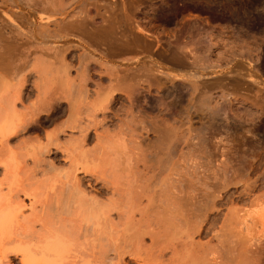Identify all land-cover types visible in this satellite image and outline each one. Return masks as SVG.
<instances>
[{
    "label": "rangeland",
    "instance_id": "rangeland-1",
    "mask_svg": "<svg viewBox=\"0 0 264 264\" xmlns=\"http://www.w3.org/2000/svg\"><path fill=\"white\" fill-rule=\"evenodd\" d=\"M74 1L79 4H73L72 7L76 8L75 12L83 11L86 8L92 9V5L95 9L97 5V10L101 14L103 11L107 14L113 11L118 14L122 10H127L126 13L131 20L129 25L131 27L133 25L130 28L133 30L132 32L135 31L134 34L138 35L140 41L137 42L135 50L123 47H120L121 50L118 47L112 50L113 46L105 45L104 47L103 43L97 45L100 46L98 49L94 45L95 43L89 46L91 42H87V38L82 39L79 35L76 37L77 39L68 37L67 39H72L71 41L56 37L48 39V43L40 45L49 47L70 45L71 49L76 50V54H80L82 51L78 45L82 40L86 41V52L93 56L88 58L89 60L86 59V62L96 66L88 73L89 80L86 83H80L78 74L81 69L78 67L79 61L75 60L76 56L75 58L68 56L64 60L70 65L67 75V78L70 79L68 80L61 76V72L58 73V62L56 63L53 58V51L52 53L50 50L47 51L49 47L45 50L46 46L42 47L43 49L38 48L42 51L39 52L37 49L32 53L35 54L33 56L30 53L27 54L29 43L26 44L27 46L25 43H21L16 52L19 55H16L15 61L18 57L19 61L16 62L19 63L21 67L19 70L22 72L19 71L17 75L10 74L13 78L8 72H3L0 69L3 72H0V78H4L0 80V87H2L0 95L9 97L6 101L3 100V97L0 100H3L2 102L9 103L11 99H14V96L18 97V95H12L14 86L17 87L16 79L22 81L25 75L33 74L29 78L28 84L27 82L25 84L28 90H31L32 87L34 89L35 84L38 87L27 96H23L26 93L25 86L21 87L22 89L18 88L23 92L21 100L15 101V109L9 108V113L11 110L15 111V116L17 114L22 120L25 121L27 118L28 121L25 125L21 123L23 129L19 128L21 131L7 142V146L5 144L3 148L0 146L1 155L8 157L10 152L11 156L9 157H16L14 158L16 161H14L18 162V164L13 163L12 172L9 171L10 174L6 173L7 175L4 174L3 168L0 166L1 207L12 208L16 211L15 205L25 206L24 209H21L22 214L17 222H13L6 232H0V243L4 245L1 250L12 246L11 242L29 244L31 247L33 246L34 250H42L41 246H44L42 242L45 238L42 235H48L49 233L45 231L49 229L52 230L50 233L58 234L57 236H62L63 239L62 245L58 248L57 264H143L146 257V264H148L147 262L155 264L152 259L160 254L161 257H157L159 264H194V260L190 258L199 259V256H204L203 260L207 259L206 263L208 262V264H244L245 262V264H264V235L261 234L262 231L264 233V220L250 228L252 238H256L252 240L251 245L249 242L252 241L247 242L248 244L240 242L238 237L241 236L236 233L239 230L236 225L238 223L236 222L238 220L237 213L250 210L251 207L248 206L254 204L252 203L254 200L258 201L256 205L261 201V204L264 203V193L262 195L264 192V0H79L83 1L81 3L78 0ZM74 1L61 0L56 3L63 6L65 4V8ZM122 6H125L126 9H122ZM112 8H114L113 11ZM109 9H111L110 12ZM5 10L7 9L0 4V21L2 19L7 21L2 17V11ZM28 15L32 17V14ZM96 23H100L99 17L96 19ZM135 26L142 27L144 34L139 35ZM50 28L54 29L53 26ZM79 38L82 40L80 41ZM175 41L184 46H189V44L192 48L195 46L196 55L201 59L205 57L204 60L207 59V63L209 59V63L216 61L213 65L211 63L212 66L206 70L207 72L212 70L211 67L213 68L214 65L217 66L216 70H221L217 73V79L210 76L211 78L206 81L209 84L221 79L222 84L218 86L224 87L217 86L218 88H216L215 86V92L212 88V93L209 91L210 96L207 94L210 99L207 96L206 100L202 98L204 101H201L200 98L195 99V104L200 101L201 103L196 105L198 112L193 114L194 116L186 114L187 108H190L188 99L191 98L187 92L188 85L183 89L181 87L185 97L183 96L180 106L176 104L179 110L175 107V111L179 112L176 111L173 115L174 112L169 114L159 103L173 101L176 92L170 89L160 90L156 85L150 86L148 81H146L147 84L141 82L146 78V72L143 73L144 66L146 70H153L154 67H150L154 65L161 66L163 72H172L169 70V63L166 64L163 57L168 55V46L170 48L171 45L178 44ZM138 44H148L149 47L143 50L144 47L138 46ZM31 46L29 45V47ZM108 50H112V52ZM226 51L227 54H225ZM230 51H233L234 55L232 61H230L231 54H228L231 53ZM238 53L242 55L239 56ZM223 55L226 56L229 63L223 59ZM217 57L220 58L219 61ZM82 58L84 59V57ZM221 58L223 61H220ZM22 60H24V64H22ZM218 62H221L222 66L220 63L217 65ZM48 63L51 65L49 66ZM37 66L40 67V70ZM54 68H57L56 72H54ZM136 72L139 74L137 75ZM50 73L56 74L50 76ZM131 74L135 77L144 76L136 79ZM213 76L215 77L216 74ZM131 77L132 80H130ZM52 79H58L59 82ZM70 80L71 82H69ZM134 80L139 81L133 82ZM12 83L15 85L6 86ZM4 86L6 89L3 88ZM123 86L126 88L123 89ZM67 89L68 92L71 90L70 94L67 92L68 95L65 94ZM125 89L127 90L125 91ZM84 90L86 91L83 92ZM128 90L130 91L128 92ZM37 92L41 96L36 94ZM126 92L130 95H125ZM42 93L45 94L42 95ZM60 93L62 94L60 95ZM57 94L59 95L54 98L58 99L60 96L66 95L71 103L68 100L59 99L60 101L57 100L55 106L49 112L44 113V116L42 113L34 118L31 105L35 106L36 101L40 98V101L45 103ZM109 94H116L114 101L103 102L109 97ZM44 95L46 99H49H42ZM49 95L51 96L49 97ZM69 95L73 97L72 100ZM97 99L102 107L96 105L98 104ZM73 100L76 105L73 104ZM40 101L36 104L37 108L40 106ZM203 103L205 105L207 103L206 106L209 108L202 105ZM70 105L71 107L75 106L70 109L73 119L72 115L69 116ZM104 105L108 108L102 111L101 108ZM36 107L33 108L35 111ZM27 111H31V113ZM28 113L33 118L28 119L30 117ZM68 117H71V121ZM187 118H190V121ZM15 119L14 121H16ZM153 122L154 124H152ZM71 123H74L75 128H70L72 127ZM162 124L169 128L180 127L177 128L179 130L172 131L173 133L175 131L176 136L171 133L173 136L170 135V138L182 135L180 137L182 138L180 139L181 144H178L175 139L176 142L173 141V144L177 143V145L173 147L172 144L171 148L174 149L170 148L172 151L168 154L167 152L170 150L166 151V146L163 151H161L162 148L161 150L158 148L160 146L158 142L156 144L158 150L154 147L155 142L158 141L156 127L163 128L164 131H166L165 129L169 130ZM67 127L69 130L66 129ZM78 127L79 129H77ZM172 129L167 132L170 134ZM82 130L85 132H83L84 137H81ZM177 131H181L182 134ZM183 139L185 142L182 141ZM166 141L164 142H169L168 138ZM52 142L57 146L50 144ZM47 150L48 152H46ZM164 150L166 154L161 158L160 154L164 155ZM156 151H159V154ZM166 155L168 156L166 157ZM72 156L76 161L72 159ZM73 163L75 168H73ZM81 163L82 165H80ZM83 166L86 167V173ZM75 169L76 171H74ZM74 188L75 190H73ZM26 190L34 195L32 202L36 203L33 206L35 211H33L34 209L30 211L29 207L27 208L30 198L24 197L23 192H27ZM76 195L79 196L76 197ZM90 200L92 201L90 202ZM93 200L99 202L95 204V207L97 205L99 208L104 207L102 208L103 212H107L104 213V216L99 211L100 214H95L96 220L93 218V213L95 211L98 213V210L94 209ZM111 204L112 210L109 209ZM88 206L91 207L89 211ZM230 211L231 213H229ZM234 212L236 214H233ZM239 214L241 215V213ZM100 218L102 219L100 220ZM231 223H233L232 226ZM198 226L199 231H202H195L197 233L194 234L193 230ZM256 226L258 229H255ZM142 231L149 233L148 235L144 233L143 236ZM152 234H154V239H152L153 236L150 237ZM235 234H239V236L235 237ZM229 235L234 236L235 238L232 240L238 244L234 243L231 237L230 240L225 241ZM258 237L260 240L257 241ZM239 243L242 244V247L238 246ZM190 245L191 247H187ZM178 246L181 248L180 250ZM172 247H176L178 250L175 248L173 253L174 248L171 250ZM184 248H187L188 251ZM229 249L233 251H230L231 254H229ZM194 254H197V257ZM7 255V259L1 260L2 256L0 257V264H20L16 255L11 253ZM196 261L195 264H200L199 260L198 263Z\"/></svg>",
    "mask_w": 264,
    "mask_h": 264
},
{
    "label": "bare ground",
    "instance_id": "bare-ground-1",
    "mask_svg": "<svg viewBox=\"0 0 264 264\" xmlns=\"http://www.w3.org/2000/svg\"><path fill=\"white\" fill-rule=\"evenodd\" d=\"M59 1H61V0H58V1H56V2H59ZM66 1V0H65ZM74 1V0H73ZM79 1V0H78ZM84 1V0H83ZM83 1H79L80 3L81 2H83ZM124 1V0H123ZM147 1V0H146ZM235 1V0H234ZM55 2V0H0V4L1 5H3L7 10H5V11H2V13H3V16L2 17H4L5 18V20H7V21H3V19H2V17H1V19H2V21H0V24H1V22H4V23H2L1 25H0V69L3 71V72H8L9 73V75L11 74V75H17V74H19L18 72L19 71H21V70H19L21 67L19 66V63L18 62H16L17 60H18V57H17V60L15 61V57H16V55H19V54H16V52L18 51V49H19V47H20V45H21V43H25V45L27 44V43H29L28 44V46H27V48H29V50L27 51L28 53V55H29V53L30 54H32V53H34V52H36V50L39 48H42V47H45L46 45H44V46H40L41 44H45L46 42L48 43V39L49 40H51V39H53V38H56V37H58V39L59 38H61V39H64L65 38V41H71L72 39H67L68 37H78V35L80 36V37H82V39L83 38H87V42L89 41V42H91V43H89V46L93 43H95L94 45H100V44H104L103 46L105 47V45H109V46H113V47H111V48H113L112 50H114L115 49V47L117 48H120V47H123V48H126V49H134L135 50V46H136V44H137V42L138 41H140V40H138L139 39V37H138V35H135L134 34V32H132L133 30L131 29L132 27H133V25H132V27L129 25V24H131V20L129 19V16L127 15V13H126V11L125 10H122V11H120L118 14H116L114 11H113V9L114 8H112V11L114 12H111L110 14L108 13L107 14V12H104L103 11V14H101V13H99V10H97L98 8H97V5L95 6V4H94V6L96 7V9L93 7V5L91 6V8L92 9H88V8H86V9H84L83 11H76L75 12V9L76 8H73L72 6H73V4H78V2H76V1H74L73 3L71 2V4L67 7H65L64 8V6H65V4H64V6L62 5V4H58V3H56ZM232 2V1H231ZM94 3H95V1H94ZM112 3V2H111ZM127 3V2H126ZM123 4V3H122ZM211 4V3H210ZM253 4V3H252ZM68 5V4H67ZM79 5V4H78ZM62 6V7H61ZM84 6V5H83ZM2 7V6H1ZM76 7H78V6H76ZM86 7V6H85ZM99 7V6H98ZM209 7V6H208ZM110 8V7H109ZM131 8V7H130ZM122 9H126L125 8V6H122ZM128 9V8H127ZM235 9V8H234ZM4 10V9H3ZM104 10V9H103ZM111 11V9H109V12ZM133 11V10H132ZM47 13H49V14H47ZM231 13V12H230ZM236 13V12H235ZM252 13V12H251ZM254 13V12H253ZM28 14H32V17L30 16V15H28ZM106 14V15H105ZM121 14V15H120ZM257 14V13H256ZM133 15V14H132ZM242 15H243V13H242ZM239 16V15H238ZM98 17L100 18V23H96V19H98ZM245 19V18H244ZM134 20V19H133ZM242 21V20H241ZM98 22V21H97ZM134 22V21H133ZM257 23V22H256ZM137 24V23H136ZM135 24V25H136ZM24 26V28H22ZM50 26H53L54 27V29L52 28H50ZM25 27H26V29H25ZM131 27V28H130ZM136 27V26H135ZM142 28V27H141ZM140 27H136V31H137V33L139 34V35H143L144 34V31L141 29ZM189 28V27H188ZM240 31V30H239ZM121 32V33H120ZM129 32V33H128ZM189 32V31H188ZM136 33V34H137ZM245 33V32H244ZM145 34H147V33H145ZM196 36V35H195ZM203 37H205V36H203ZM203 37H202V39H203ZM77 39V38H76ZM80 39V41L82 40L81 38H79ZM78 39V40H79ZM198 39V38H197ZM86 41H83L82 40V42H80L79 43V49L82 51V52H80V54H76V50L75 49H71L72 47L70 46V45H65V44H63L62 46H53V47H49V46H46L45 48H44V50L47 48V47H49V48H47V51H51V53H52V51H53V58L55 59V61H56V63H57V65L59 66V68H58V73H60V74H62L61 76H63L64 78H66V79H68L67 78V75H68V70H69V64L68 63H66L64 60H65V58L66 57H70V58H75V56H76V58H75V60L77 59L78 61V67L81 69L80 71H79V74H78V72H76L78 75H80L79 76V79H80V83L82 82V83H86V82H88V80H89V72H90V70H93V68L94 67H96L93 63H87L86 62V59L87 60H89L90 59V57L92 58L93 56H91L88 52H86V46H85V44H86ZM192 41H194L193 39H192ZM175 42H177V41H175ZM180 42V41H179ZM191 42V41H190ZM209 42V41H208ZM140 43V42H139ZM178 43V42H177ZM186 43V42H185ZM70 44V43H69ZM88 44V43H87ZM29 45H32L31 47H29ZM61 45V44H60ZM72 45V44H71ZM140 44H138V46H139ZM144 45V44H143ZM143 45H140L141 47H144L143 48V50L144 49H146L147 47H149L148 46V44H145L144 46ZM149 45H151V44H149ZM182 44H174L173 46L171 45L170 46V48H169V46H168V55L166 56V57H163L164 59H165V62H166V64L167 63H169V65H170V67H169V70H171L172 72H169L168 71V73H165V72H163L162 71V67L161 66H156V65H154V66H152V67H150V68H153V70H151V69H147L146 70V67L144 66V72L143 73H145L146 72V78H144L145 80L144 81H141V82H145L146 83V81H148L149 82V84H150V86H152V84H153V86H158L159 88L158 89H160V90H173V92H176V97H174V99H173V101L171 100V101H168V102H162V103H159V104H162V106L164 107V111H168L169 112V114L171 113H173L174 112V114L173 115H175V112L176 111H178L179 109H178V107H176V104H178V106H180L179 104H181L182 103V101H183V96H184V94H183V87H185L186 85H188L187 86V88H188V94H189V97H191L190 98V100L188 99V103H190V108L188 109L187 108V113L186 114H190V115H195L196 114V112H198L197 111V109H198V107L196 108V105L198 106L200 103H201V101L203 100L204 101V99H202V98H205V100L207 99V98H209L210 99V97H208V96H210L209 94V91L212 93V90H214V87L216 86V88H218V87H224V86H218V85H220V84H222V82H221V79H219L220 80V82H219V80L217 81V80H215V81H213V82H210L209 84H208V82L206 81V80H208V79H210L211 77L212 78H216L217 79V73H219L221 70H216V67H215V65L213 66V68L211 67V69L212 70H210V71H206V70H208V69H210V66H212L213 64H215L216 63V61L215 62H211L212 63V65H211V63H209V61H210V59H209V61H208V63H207V59L206 60H204L205 59V57L203 58V59H201L198 55H196V52H195V50H194V47L195 46H193V48H192V46L189 44V46L188 45H186V46H184V45H182ZM227 45V44H226ZM88 46V47H89ZM93 46V45H92ZM108 46V47H109ZM137 46V47H138ZM188 46V47H187ZM190 46H191V48H190ZM207 46H208V44H207ZM75 47V46H74ZM98 47V49H99V47L100 46H97ZM26 48V49H27ZM93 48V47H92ZM138 48H140V47H138ZM209 48H210V45H209ZM230 48V47H229ZM25 49V48H24ZM38 49V50H39ZM43 49V48H42ZM42 49L41 50H39V52H41L42 51ZM71 49V50H70ZM195 49H197V48H195ZM198 49H199V47H198ZM197 49V50H198ZM22 50V49H21ZM43 50V51H44ZM112 50H108V51H111L112 52ZM120 50H121V48H120ZM210 50V49H209ZM238 50V49H237ZM23 51V50H22ZM117 51V50H116ZM146 51V50H145ZM223 51V50H222ZM233 51H234V49H233ZM232 51V52H233ZM247 51V50H246ZM46 52V51H45ZM131 52V51H130ZM148 52V51H147ZM205 52V51H204ZM231 52V51H230ZM232 52L231 53H228V54H231V60L230 61H232V60H234L233 58V54H232ZM235 52V51H234ZM19 53V52H18ZM21 53V52H20ZM105 53V52H104ZM103 53V54H104ZM109 53V52H108ZM126 53H128V52H126ZM142 53V52H141ZM163 53V52H162ZM199 53V52H198ZM206 53V52H205ZM220 53V52H219ZM161 54V53H160ZM218 54V53H217ZM225 54H227V51H226V53ZM235 54H237V53H235ZM239 54V53H238ZM33 55V54H32ZM35 55V54H34ZM33 55V56H34ZM45 55H47V54H45ZM107 55V54H106ZM122 55V54H121ZM162 55V54H161ZM166 55V54H165ZM242 55V54H241ZM240 54H239V56H241ZM246 55V54H245ZM51 56V55H50ZM105 56V55H104ZM155 56H156V54H155ZM52 57V56H51ZM82 57H84V59L82 58ZM158 57V56H157ZM223 57H224V55H223ZM226 57V56H225ZM223 58L224 60H226V58ZM35 58V57H34ZM82 58V59H81ZM89 58V59H88ZM218 58V59H217ZM216 59L219 61V57H217ZM215 59V60H216ZM223 59L221 58V60L220 61H223ZM229 59V58H228ZM248 59V58H247ZM72 60V59H71ZM126 60V59H125ZM129 60V59H128ZM19 61V60H18ZM20 61H21V59H20ZM23 62H22V64H24V60H22ZM35 61H36V58H35ZM91 61V60H90ZM163 61V60H162ZM226 61H228V60H226ZM16 63H18V64H16ZM21 63V62H20ZM33 63H34V61H33ZM52 63V62H51ZM55 63V62H54ZM219 63H220V65H221V62H218L217 63V65H219ZM222 63H224V62H222ZM227 63H229V61L227 62ZM231 63V62H230ZM38 64V63H37ZM49 64V63H48ZM162 64V63H161ZM225 64H226V62H225ZM21 65V64H20ZM51 64H49V66H50ZM55 65V64H54ZM150 65V64H149ZM152 65V64H151ZM224 65V64H223ZM229 65V64H228ZM21 66H23V65H21ZM140 66V65H139ZM222 66V65H221ZM225 66V65H224ZM34 67V66H33ZM38 67V66H37ZM53 67V66H52ZM55 67V66H54ZM168 67V66H167ZM215 67V68H214ZM226 67V66H225ZM224 67V68H225ZM40 67H38V70H40L39 69ZM48 68H51V67H48ZM57 68H54L55 69V71L54 72H56V70H57ZM113 68V67H112ZM143 68V67H142ZM235 68V67H234ZM234 68H232V69H234ZM35 69H36V67H35ZM44 69V68H43ZM52 69V68H51ZM106 69V68H105ZM219 69H220V66H219ZM236 69V68H235ZM234 69V70H235ZM33 70V69H32ZM108 70V69H107ZM142 70V71H143ZM237 70V69H236ZM2 71H0V72H2ZM53 71V70H52ZM126 71H128V70H126ZM141 71V70H140ZM139 71V72H140ZM141 71V72H142ZM166 71V70H165ZM230 71V70H229ZM238 71V70H237ZM244 71V70H243ZM2 72V73H3ZM22 72V71H21ZM37 72V71H36ZM103 72V71H102ZM137 72H138V66H137ZM136 72V74L138 75L139 73H137ZM150 72V73H149ZM234 72V71H233ZM30 73V72H29ZM39 73V72H38ZM41 73V72H40ZM143 73H140V74H143ZM149 73V74H148ZM240 73V72H239ZM248 73V72H247ZM4 74H6V73H4ZM47 74V73H46ZM56 74V73H55ZM55 74H51L50 73V76L51 75H55ZM76 74V75H77ZM119 74V73H118ZM117 74V75H118ZM125 74V73H124ZM128 74V73H127ZM126 74V75H127ZM133 74H135V73H133ZM133 74H131V76L133 75ZM148 74V75H147ZM216 74V76L214 77L213 75H215ZM229 74V73H228ZM232 74V73H231ZM10 75V76H11ZM33 75V74H32ZM32 75L31 74H29V75H25V76H23L24 78L22 79V81H17V79H16V84H17V87L16 86H14L13 85V83L12 84H10V85H6V86H14L13 88H14V90H15V92H14V90H13V92H12V95H18V97L16 96H14V99H11L10 101H9V103L8 102H5L9 97H5V96H1L0 95V100L4 97V99L3 100H5L4 102H2V101H0V146L3 148V146H5L6 144H7V142L10 140V139H12L19 131H21V129H19V128H22L23 126V124H21V123H24V125L26 124V121H28V120H26L27 118H25V115H24V118H25V121H24V119L22 120V118H19L18 116H17V114H16V116H15V111L14 112H12V110H14L15 109V105H16V102H17V100L19 101V99H20V97H22V94L21 93H23L22 92V90H20V89H22L21 87H24L25 86V90H26V93H24L23 94V96L24 95H28L29 93H32L33 91H34V89L35 88H38L37 86H35L34 85V89H32L31 88V90H28L27 89V87H26V82H27V84H28V82H29V78L30 77H32ZM112 75V74H111ZM222 75V74H221ZM220 75V76H221ZM227 75V74H226ZM236 75H238V74H236ZM42 76V75H41ZM140 76V75H139ZM142 76H144V75H141L140 77H142ZM211 76V77H210ZM234 76V75H233ZM251 76V75H250ZM11 77H13V76H11ZM20 77H21V75H20ZM39 77V76H38ZM45 77V76H44ZM43 77V78H44ZM121 77V76H120ZM123 77H125V76H123ZM127 77V76H126ZM129 77V76H128ZM133 77H135L134 75H133ZM140 77H135L136 79L138 78V79H140ZM223 77V76H222ZM230 77H231V75H230ZM235 77H237V76H235ZM2 78V77H1ZM1 78H0V80H1ZM14 78V77H13ZM42 78V79H43ZM55 78H57V77H55ZM77 78V77H76ZM251 78V77H250ZM2 79H4V78H2ZM41 79V78H40ZM41 79V80H42ZM53 79H54V77H53ZM52 79V80H53ZM58 79H59V77H58ZM58 79H56V80H58ZM70 79V78H69ZM68 79V80H69ZM78 79V78H77ZM122 79V78H121ZM237 79V78H236ZM246 79V78H245ZM18 80H19V78H18ZM40 80V81H41ZM47 80V79H46ZM49 81H50V79H48ZM56 80H53V81H55L56 82ZM110 80V79H109ZM130 80H132V77H131V79ZM143 80V79H142ZM225 80V79H224ZM241 80V79H240ZM243 80V79H242ZM250 80V79H249ZM11 81V80H10ZM14 81H15V79H14ZM111 81V80H110ZM126 81V80H125ZM137 81H139V80H134L133 82H137ZM2 82H3V80H2ZM1 82V83H2ZM19 82V83H18ZM52 82V81H51ZM58 82H59V80H58ZM68 82V81H67ZM69 82H71V80L69 81ZM124 82V81H123ZM225 82V81H224ZM229 82V81H228ZM231 82V81H230ZM235 82V81H234ZM237 82H239V81H237ZM15 83V82H14ZM34 83H35V81H34ZM53 83V82H52ZM119 83V82H118ZM139 83V82H138ZM259 83V82H258ZM262 83V82H261ZM33 84V83H32ZM42 84V83H41ZM70 84V83H69ZM94 84V83H93ZM116 84V83H115ZM128 84V83H127ZM136 84V83H135ZM134 84V85H135ZM147 84V83H146ZM255 84V83H254ZM2 85V84H1ZM19 85H20V87H19ZM38 85V84H37ZM44 85V84H43ZM84 85V84H83ZM123 85V84H122ZM131 85H132V81H131ZM137 86H138V84H136ZM178 85H180V86H178ZM33 86V85H32ZM45 86V85H44ZM49 86V85H48ZM82 86V85H81ZM119 86H120V84H119ZM218 86V87H217ZM96 87H98V86H96ZM115 87H116V85H115ZM181 87H182V89H181ZM0 88H2V87H0ZM3 88H5V86L3 87ZM12 88V89H13ZM18 88H20V89H18ZM42 88H44V87H42ZM67 88V87H66ZM81 88V87H80ZM82 88H83V86H82ZM124 88H126V87H124L123 86V89ZM128 88V87H127ZM136 88V87H135ZM213 88V89H212ZM6 89V88H5ZM63 89H64V87H63ZM72 89V88H71ZM100 89V88H99ZM129 89V88H128ZM131 90H133L132 88H130ZM137 89V88H136ZM135 89V90H136ZM140 89V88H139ZM149 89V88H148ZM212 89V90H211ZM234 89V88H233ZM1 90H3V89H1ZM36 90V89H35ZM39 90V89H38ZM37 90V91H38ZM76 90H77V88H76ZM117 90V89H116ZM127 89H125V91H126ZM185 90V89H184ZM247 90V89H246ZM4 91H6V90H4ZM58 91V90H57ZM61 91V90H60ZM62 91H64V90H62ZM71 91V90H70ZM70 91L68 92V89L66 90V93H65V91H64V93L66 94V95H68V93L70 94ZM78 91V90H77ZM86 90H84L83 92H85ZM96 91V90H95ZM94 91V92H95ZM98 91V90H97ZM125 91H123V92H125ZM130 90H128V92H129ZM216 90H214V92H215ZM2 92V91H1ZM0 92V93H1ZM56 92V91H55ZM68 92V93H67ZM117 92V91H116ZM169 92V91H168ZM219 92V91H218ZM253 92V91H252ZM6 93V92H5ZM4 93V94H5ZM8 93V92H7ZM58 93V92H57ZM63 93V92H62ZM62 93H60V95L62 94ZM75 93V92H74ZM96 93V92H95ZM152 93V92H151ZM185 93V92H184ZM229 93H231V92H229ZM257 93V92H256ZM2 94V93H1ZM3 94V95H4ZM36 94H38L39 96H41L40 94H39V92H37ZM35 94V95H36ZM43 94H45V93H42V95ZM51 94H53V93H51ZM56 94V93H55ZM65 94H63V95H65ZM71 94H72V92H71ZM98 94V93H97ZM96 94V95H97ZM100 94V93H99ZM117 94V93H116ZM116 94L115 95H111V94H109V97L105 100V101H103V102H107V101H109V103L111 102V101H114V98L116 97ZM127 94H129V93H127L126 92V94L125 95H127ZM168 94V93H167ZM207 94H208V96H207ZM237 94V93H236ZM7 95V94H6ZM10 95V94H9ZM59 94H57V95H53L52 97H53V99L52 98H50L51 100H48L49 98H47L46 99V97H45V95H44V97L42 98V99H46V100H48V101H46L45 103H42L40 100H41V98L39 99V97H37L39 100L38 101H36L37 103L40 101V106H38V108L36 107V104H35V106L34 105H31L32 106V110L34 111L33 113H32V115H34V118L36 117L37 118V116H39V114H42L43 113V116L45 115L44 113H46V112H49V110H51V108H53L55 105L54 104H56L57 103V100H61V99H64V101L65 100H68V98H67V96L65 95V96H60V98H58V99H56V98H54L55 96H58ZM76 95V94H75ZM80 95V94H79ZM79 95H78V97H79ZM130 95V94H129ZM137 95V94H136ZM186 95V94H185ZM228 95V94H227ZM230 95V94H229ZM37 96V95H36ZM51 95H49V97H50ZM71 95H69V97H70ZM74 96V95H73ZM82 96V95H81ZM98 96V95H97ZM206 96H207V98H206ZM219 96H221V95H219ZM13 97V96H12ZM137 97V96H136ZM163 97V96H162ZM185 97V96H184ZM225 97V96H224ZM232 97V96H231ZM237 97V96H236ZM240 97V96H239ZM6 98V99H5ZM11 98V97H10ZM71 98V100H72V98L73 97H70ZM69 98V99H70ZM79 98H81V97H79ZM168 98V97H167ZM197 98H200V100H198V101H200L198 104L196 103L195 104V102H194V100L195 99H197ZM226 98V97H225ZM243 98V97H242ZM132 99V98H131ZM159 99V98H158ZM163 99V98H162ZM165 99V98H164ZM209 99H208V101H209ZM21 100V99H20ZM59 100V101H60ZM84 100V99H83ZM244 100H246L245 98H244ZM16 101V102H15ZM69 101V100H68ZM74 101V100H73ZM96 101V100H95ZM97 101H98V99H97ZM247 101V100H246ZM249 101V100H248ZM252 101V100H251ZM77 102H78V100H77ZM161 102V101H160ZM216 102V101H215ZM254 102V101H253ZM69 103H71V101H69ZM69 103H67V104H69ZM79 103V102H78ZM77 103V104H78ZM96 103V102H95ZM99 101H98V104H96L98 107H100L101 106V103H100V105H99ZM226 103V102H225ZM251 103V102H250ZM42 104V105H41ZM73 104H75L76 105V103H75V101H74V103ZM220 104V103H219ZM189 105V104H188ZM202 105H205L204 103L202 104ZM202 105H200V106H202ZM206 105H207V103H206ZM205 105V106H206ZM221 105V104H220ZM219 105V106H220ZM31 106H29V107H31ZM36 107L37 109H36V111H35V109H33L34 107ZM74 105H72V107H73ZM158 106V105H157ZM162 106H160V107H162ZM200 106H199V108H200ZM205 106H204V109H205ZM227 106V105H226ZM253 106H255V105H253ZM71 107V105H70V107L68 108L69 110L72 108ZM75 107V106H74ZM102 107V106H101ZM175 107L178 109V110H176L175 111ZM207 107V106H206ZM9 108L10 109H12L11 110V112L9 113ZM50 108V109H49ZM93 108V107H92ZM107 106L106 105H104L103 106V108H101V110L103 111H105V110H107ZM180 108V107H179ZM185 108V107H184ZM209 108V106L207 107V109ZM264 108V107H263ZM7 109H8V111H7ZM30 110H31V108H29ZM166 109V110H165ZM183 109V108H182ZM192 109V110H191ZM207 109H206V111H207ZM96 110V109H95ZM98 110V109H97ZM222 110V109H221ZM192 111V112H191ZM27 112H30L31 113V111H27ZM26 112V113H27ZM107 112V111H106ZM105 112V113H106ZM179 112V111H178ZM181 112V114H182V112H183V110L182 111H180ZM13 113H14V115H13ZM93 113V112H92ZM95 113V112H94ZM210 113V112H209ZM236 113V112H235ZM29 114V113H28ZM27 114V115H28ZM48 114V113H47ZM26 115V117H28ZM72 115V113H71V110H70V115L69 116H71ZM179 115V114H178ZM193 115V116H194ZM245 115V114H244ZM29 118L28 119H30V118H33L32 116H31V114H29ZM95 116V115H94ZM168 116H170V115H168ZM188 116V115H187ZM13 117V118H12ZM15 117H17L16 119H15ZM72 117V119H73V115L71 116ZM71 117H68V119H69V121H71L70 119H71ZM171 117H173V116H171ZM190 117V116H189ZM210 117V116H209ZM40 118V117H39ZM14 119L16 120V121H14ZM18 119V120H17ZM48 119V118H47ZM46 119V120H47ZM74 119L75 120H77L75 117H74ZM189 121H190V118H187ZM191 119H193V118H191ZM20 120V121H19ZM74 120V121H75ZM95 120V119H94ZM161 120V119H160ZM68 121V122H69ZM96 121V120H95ZM174 121V120H173ZM72 122H73V120H72ZM164 122V121H163ZM70 123V122H69ZM75 123V122H74ZM74 123H71V125H72V127H70L71 129H73V128H75L73 125H74ZM161 123V122H160ZM29 124V123H28ZM152 124H154V122L152 123ZM166 124V123H165ZM165 124H162V126L164 125L165 126ZM183 125V124H182ZM22 126V127H21ZM67 126V125H66ZM65 126V127H66ZM70 126V125H69ZM155 126V125H154ZM157 126V125H156ZM163 126V127H164ZM64 127V128H65ZM166 127H167V125H166ZM166 127H164V128H166ZM179 127V126H178ZM178 127H167L169 130L170 129H172L171 131H170V134L167 132V131H169V130H167V129H165L166 131H164L163 130V128L162 129H160L158 126L156 127V132H157V139H158V141H156L155 142V148L157 149V146H156V144H157V142H158V144H160V146H158V148H160V150H161V148H162V150L161 151H163V149H164V146H166L165 147V150L166 151H169L170 150V148H171V145L174 143V142H176V140H177V143L179 144L181 141H180V139H182V138H180V137H182V135H180V136H177V138H175V137H172V138H170V135L171 136H173V134L175 133V131H174V133L172 132L173 130H179V129H177ZM180 128V127H179ZM23 129V128H22ZM66 129H68L69 130V128L67 127ZM77 129H79V127L77 128ZM144 129V128H143ZM146 129V128H145ZM153 129V128H152ZM186 129V128H185ZM64 130V129H63ZM194 130V129H193ZM192 130V131H193ZM79 131H81V130H79ZM147 131V130H146ZM154 131V130H153ZM186 131V130H185ZM191 131V132H192ZM84 132V130H82V133ZM152 132V131H151ZM166 132V133H165ZM180 133L181 131H177V133ZM81 133V132H80ZM85 133V132H84ZM84 133L83 134H81V137L84 135ZM154 133V132H153ZM171 133H173V134H171ZM155 134V133H154ZM181 134H182V132H181ZM216 134V133H215ZM175 135V134H174ZM179 135V134H178ZM85 136V135H84ZM83 136V137H84ZM155 136V135H154ZM176 136V135H175ZM186 136V135H185ZM183 137H184V134H183ZM196 137V136H195ZM167 138H168V143H165V142H167L166 140H167ZM185 138V137H184ZM176 139V140H175ZM199 139V138H198ZM227 139V138H226ZM179 140V141H178ZM187 140V139H186ZM165 141V142H164ZM174 141V142H173ZM183 142H185V140L183 139L182 140ZM215 141V140H214ZM223 141V140H222ZM196 142V141H195ZM154 143V142H153ZM177 143H175V145H177ZM212 143V142H211ZM5 144V145H4ZM50 144H55V143H50ZM181 144V143H180ZM188 144H189V142H188ZM220 144V143H219ZM174 145V144H173ZM175 145L173 146V147H175ZM7 146V145H6ZM55 147L57 146V145H54ZM163 146V147H162ZM193 146V145H192ZM191 146V147H192ZM47 147H48V145H47ZM49 147H51V146H49ZM171 148V149H174V148ZM176 147H178V146H176ZM190 147V148H191ZM224 147V146H223ZM227 147V146H226ZM8 148V147H7ZM186 148V147H185ZM219 148V147H218ZM222 148V147H221ZM5 149V148H4ZM153 149V148H152ZM196 149V148H195ZM217 149V148H216ZM1 150V149H0ZM158 150V149H157ZM164 150V155L163 154H160L161 156V158L163 157V156H165V154H166V151ZM179 150V149H178ZM154 151V150H153ZM172 150H170L169 152H167V154L168 153H170ZM193 151H195V150H193ZM1 152V151H0ZM4 152L5 153H7V151H5L4 150ZM46 152H48V150L46 151ZM179 152V151H178ZM3 153V152H2ZM156 153H158L159 154V151L157 152L156 151ZM184 153V152H183ZM196 153V152H195ZM9 154H10V152H9ZM8 154V157L6 156H4L3 154L1 155V153H0V166L3 168V171H4V174L5 175H7L6 173H8V174H10L9 173V171L10 172H12V169H13V167H14V165H13V163L16 161L14 158H16V157H14V158H10L9 156H11V154L9 155ZM70 154V153H69ZM68 154V155H69ZM155 154V153H154ZM70 156H71V154H70ZM70 156H69V158H70ZM168 155H166V157H167ZM180 156V155H179ZM68 157V156H67ZM73 157V156H72ZM71 157V158H72ZM228 157V156H227ZM158 158V157H157ZM9 159V160H8ZM72 159H74V157L72 158ZM15 160V161H14ZM75 160V159H74ZM158 160H159V158H158ZM225 160V159H224ZM76 161V160H75ZM74 161V162H75ZM159 161H161V159L159 160ZM72 162V161H71ZM16 163V162H15ZM77 163V162H76ZM79 163V162H78ZM84 163V162H83ZM159 163V162H158ZM16 164H18V162L16 163ZM70 165H71V163H70ZM75 165H77V164H75ZM79 165V164H78ZM77 165V166H78ZM80 165H82V163L80 164ZM86 165V164H85ZM11 166H12V168H11ZM73 166H74V163H73ZM76 166V167H77ZM159 167V166H158ZM161 167H162V165H161ZM220 167V166H219ZM73 168H75V166L73 167ZM81 168V167H80ZM83 168H84V166H83ZM82 168V169H83ZM72 169V168H71ZM85 170H84V172L86 173V167L84 168ZM89 169H90V167H89ZM15 170V169H14ZM16 170H17V168H16ZM15 170V171H16ZM78 170V169H77ZM74 171H76V169L74 170ZM226 171V170H225ZM89 173H90V171H88ZM92 172V171H91ZM13 173H15V172H13ZM161 173H162V171H161ZM224 173V172H223ZM12 174V173H11ZM74 175V174H73ZM220 179V178H219ZM218 181V180H217ZM220 183V182H219ZM225 184V183H224ZM74 187V186H73ZM225 189V188H224ZM73 190H75V188L73 189ZM27 191V190H26ZM32 191V190H31ZM76 191H78V190H76ZM113 191V190H112ZM64 192V191H63ZM80 192V191H79ZM78 192V193H79ZM213 192V191H212ZM67 193H68V191H67ZM76 193V192H75ZM74 193V194H75ZM263 193L264 192H262V195H263ZM23 195H24V197L25 198H30V203H29V205L27 206V208L28 209H30V211H31V209H34V205L36 204V203H33L32 202V200H33V198H34V195L32 194V193H28V191L27 192H23ZM68 195H69V193H68ZM71 195H73V194H71ZM261 195V194H260ZM70 196V195H69ZM74 196V195H73ZM77 196H79V195H76V197ZM258 196V195H257ZM264 196V195H263ZM37 197V196H36ZM72 197V196H71ZM70 197V198H71ZM83 197H84V195H83ZM92 198V197H91ZM253 198V197H252ZM258 198V197H257ZM75 199V198H74ZM78 199V198H77ZM79 199H80V197H79ZM85 199V198H84ZM189 199H190V197H189ZM259 199H261V198H259ZM67 200H69V199H67ZM81 200V199H80ZM80 200H77V201H80ZM95 200V199H94ZM93 200V201H94ZM191 200V199H190ZM208 200V199H207ZM71 201V200H70ZM76 201V202H77ZM83 201H85V200H83ZM88 201H89V199H88ZM92 200H90V202H91ZM96 201H97V199H96ZM73 202V201H72ZM75 202V201H74ZM87 202V201H86ZM89 202V203H90ZM95 202V201H94ZM92 203V205H93V207H94V209L95 210H98V213H93L91 210V213H93L94 215H93V218L95 219L96 218V216H95V214H104L105 212H103V209L102 208H104V207H100L99 208V206L97 205V207H95L96 205L95 204H97V203H99V202H95V203ZM252 202V201H251ZM262 202V201H261ZM261 202H260V204H258V205H256V203H258V201L257 202H255V200H254V202H252V203H254V204H252L251 206H248L249 208H250V210H248L247 208V210H244V211H240V212H238V213H241V215L239 214L238 215V213H237V218H238V220L236 219V217H235V219L237 220L236 222H238V223H236V225H238V227H239V230L236 232V233H239L240 234V236L241 237H238L239 236V234H235L236 236L235 237H238L239 238V240H240V242H242L243 244H248L247 242H249V241H252V240H255L254 238H252V236H251V232H250V228L252 227V226H255L257 223H259V222H261L262 220H264V203L263 204H261ZM264 202V201H263ZM8 204H9V202H7ZM79 203V202H78ZM78 203H76V204H78ZM81 203H85V202H81ZM209 203V202H208ZM17 204V203H16ZM1 203H0V232H6L7 230H9L8 228L13 224V222H17V219L19 218V216L22 214V212H21V209H24V207L25 206H23L22 204L21 205H19V204H17V205H19V206H17V205H15V210L16 211H14V209L12 210V208L11 209H6L5 207H1ZM4 205V204H3ZM12 205V204H11ZM66 205V204H65ZM85 205V204H84ZM89 205H91V204H89ZM92 205H91V207H92ZM211 205V204H210ZM213 205H214V203H213ZM250 205V204H249ZM253 205H255V206H253ZM9 207H12V206H10V205H8ZM79 206H80V204H79ZM87 206V205H86ZM103 206V205H102ZM105 206H107V205H105ZM108 206H110V205H108ZM208 206V204L206 205V207ZM252 206H253V208H252ZM21 207V208H20ZM85 207V206H84ZM90 206H88V211H89V208H91ZM99 208V209H98ZM211 208H212V206H211ZM233 208V207H232ZM82 209V208H81ZM85 209V208H84ZM93 208H92V210H94ZM109 209H111L112 210V204H111V208H109ZM108 209V210H109ZM113 209H114V206H113ZM106 210H107V208H106ZM33 211H35V209L33 210ZM99 211H100V213H99ZM102 211V212H101ZM86 212V211H85ZM109 212V211H108ZM86 213H88V212H86ZM90 213V212H89ZM107 213V212H106ZM229 213H231V211L229 212ZM229 213H227V214H229ZM102 214V215H103ZM233 214H236L235 212L233 213ZM231 215V214H230ZM90 216H92V215H90ZM95 216V217H94ZM99 216V215H98ZM97 216V217H98ZM104 216H105V214H104ZM225 217H227V216H225ZM230 217V216H229ZM233 217V218H234ZM99 218V217H98ZM102 218H100V220H101ZM232 219V218H231ZM96 220V219H95ZM226 220V219H225ZM99 221V220H98ZM232 221V220H231ZM97 222V221H96ZM225 223H226V221H225ZM235 223V222H234ZM232 224L233 223H231V226H232ZM22 225V224H21ZM235 225V224H234ZM230 226V227H231ZM262 226V225H261ZM200 227H202V226H200ZM227 227H229L228 225H227ZM234 227V226H233ZM263 227H264V225H263ZM198 229V230H197ZM197 229H194L193 230V232H194V234L195 233H197V232H201V231H199L200 230V228H199V226H198V228ZM201 229H203V228H201ZM235 229H236V227H235ZM255 229H258V226H256L255 227ZM55 230V229H54ZM237 230V229H236ZM235 230V231H236ZM253 230H254V228H253ZM264 230V229H263ZM49 231V232H48ZM48 231H45V232H47V233H49L48 235H42V236H44L43 238V240H44V242H42L43 244H44V246H41L42 247V250L41 249H36V250H34V249H32V247H31V245H29V244H25V243H21V242H16V243H13V242H11V245L12 246H9V248L7 247H5L3 250H1V248L2 247H4V245L3 244H1L0 243V257L2 256V259L1 260H3V259H7V254H14V255H16L18 258H19V263L20 264H57L58 263V248H59V246L60 245H62V241H63V239H62V236H57L55 233H53L54 234V236H53V234L52 233H50L52 230H49L48 229ZM195 231H197V232H195ZM234 231V230H233ZM46 233V234H47ZM144 233H146V232H144ZM143 233V231H142V235L144 236L145 234ZM149 233V232H148ZM148 233H146L147 235H148ZM245 233V234H244ZM43 234H45V233H43ZM62 234V233H61ZM151 234V233H150ZM261 234H263L264 235V233H263V231H262V233ZM2 235V234H1ZM50 235V236H49ZM56 235V236H55ZM154 234H152L150 237H152ZM222 235V234H221ZM225 235V234H224ZM234 235V234H233ZM262 235V236H263ZM41 236V237H42ZM51 236H53V237H51ZM143 236H141V237H143ZM191 236H192V234H191ZM7 237H8V235H7ZM223 237V236H222ZM225 237V236H224ZM231 236L229 235V237L225 240V241H228V239L230 238ZM234 236H232L231 237V240L233 239V238H235ZM9 238V237H8ZM244 238V239H243ZM260 237H258V239H257V241L258 240H260L259 239ZM7 239V238H6ZM5 239V240H6ZM39 239V238H38ZM42 239V238H41ZM142 239V238H141ZM152 239H154V236H153V238ZM143 240V239H142ZM230 240V239H229ZM7 241V240H6ZM153 241V240H152ZM224 241V242H225ZM233 241V240H232ZM232 241H231V246H232ZM41 242V241H40ZM234 243H236V244H238V242H235V241H233ZM255 242V241H254ZM13 243V244H12ZM250 243H253V241L252 242H249V245H251ZM178 244V243H177ZM228 245L230 244V241L227 243ZM235 244V245H236ZM240 244V243H239ZM8 245H9V243H8ZM242 244H240V245H238V246H241ZM260 245V244H259ZM183 246V245H182ZM181 246V247H182ZM237 246V245H236ZM170 247H171V245H170ZM179 247V246H178ZM187 247H191V245L190 246H187ZM242 247V246H241ZM256 247V246H255ZM174 247H172L171 248V250L173 249ZM176 248V247H175ZM175 248H174V250H173V253H174V251H175ZM227 248V247H226ZM226 248H224V249H226ZM233 248V247H232ZM252 248V247H251ZM177 249V248H176ZM179 250L181 249L180 247L178 248ZM177 249V250H178ZM185 250H187V248H184ZM217 249V248H216ZM234 249V248H233ZM257 249V248H256ZM176 250V251H177ZM190 250V249H189ZM222 250H223V248H222ZM236 250V249H235ZM241 250V249H240ZM188 251V250H187ZM186 251V252H187ZM193 251V250H192ZM223 251H225V250H223ZM231 250L229 249V254H231V252H233V251H231ZM185 252V251H184ZM190 252V251H189ZM188 252V253H189ZM218 252V251H217ZM176 254H177V252H175ZM181 253V252H180ZM195 253V252H194ZM224 253V252H223ZM176 254H174L175 256H177ZM184 254V253H183ZM233 254V253H232ZM244 254V253H243ZM249 254V253H248ZM161 255V254H160ZM159 255V256H160ZM173 255V254H172ZM179 255H181V254H179ZM190 255H191V253H190ZM190 255H187L188 257H190ZM197 255V254H196ZM195 254H194V256L195 257H197ZM240 255V254H239ZM245 255V254H244ZM159 256H157V257H159ZM185 256V255H184ZM186 256V257H187ZM213 256V255H212ZM157 257H155V258H153L152 260L154 261V263L155 264H157L158 263V259H157ZM161 257V256H160ZM159 257V258H160ZM178 257V256H177ZM193 257V256H192ZM204 257V256H203ZM203 257H200L199 256V259L198 258H195L198 262H200V264H202V262H204L203 264H208V262L206 263V260L204 259L203 260ZM211 257V256H210ZM232 257V256H231ZM233 257H234V255H233ZM243 257V256H242ZM249 257V256H248ZM183 258V257H182ZM182 258H180V259H182ZM194 258V257H193ZM193 258H190V259H192V260H194V264H195V259H193ZM200 258H202V259H200ZM214 258V257H213ZM144 259H146V261H147V257L146 258H144ZM155 259V260H154ZM156 259H157V263L155 262L156 261ZM236 259V258H235ZM253 259V258H252ZM150 259H148V261H149ZM202 262H201V261ZM208 260H209V258H208ZM216 260V259H215ZM233 260H234V258H233ZM232 260V261H233ZM248 260V259H247ZM146 261H145V263H144V261H143V264H146ZM151 261V260H150ZM153 261H151L152 263H153ZM160 261V260H159ZM196 261V263H198ZM217 261V260H216ZM231 261V262H232ZM246 260H245V257H244V262H245ZM118 262V261H117ZM255 262V261H254ZM122 263V262H121ZM148 264H149V262H147ZM160 263V262H159ZM158 263V264H159ZM192 263H193V261H192ZM243 263V262H242ZM246 263V262H245ZM244 263V264H245ZM151 264V263H150ZM199 264V263H198Z\"/></svg>",
    "mask_w": 264,
    "mask_h": 264
}]
</instances>
